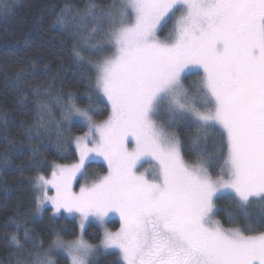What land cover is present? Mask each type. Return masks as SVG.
I'll return each mask as SVG.
<instances>
[{"label":"snow or ice","instance_id":"snow-or-ice-1","mask_svg":"<svg viewBox=\"0 0 264 264\" xmlns=\"http://www.w3.org/2000/svg\"><path fill=\"white\" fill-rule=\"evenodd\" d=\"M57 23L75 34L87 30L83 51L110 50L89 67L95 99L102 94L111 111L97 124L92 92L85 107L69 94L60 119L42 125L60 135L75 118L88 131L72 141L78 162L54 164L50 178L35 177L36 204L50 203L54 216L78 214L81 232L86 221L102 224L113 212L121 227L105 231L100 245L57 237L34 264H56L49 253L59 249L69 252L71 264H90L102 250H116L118 264H264V0H88L77 16L68 20L62 12ZM73 54L84 60L82 51ZM201 69L186 85L187 75ZM181 122L193 129V162L175 130ZM96 157L107 162V174L74 191L73 181L87 175ZM144 161L154 168L139 172ZM225 198L235 227L214 219L216 201ZM16 227L9 245L18 253L27 245L44 248L34 232L25 227L21 237ZM15 264L28 262L20 255Z\"/></svg>","mask_w":264,"mask_h":264},{"label":"trees","instance_id":"trees-1","mask_svg":"<svg viewBox=\"0 0 264 264\" xmlns=\"http://www.w3.org/2000/svg\"><path fill=\"white\" fill-rule=\"evenodd\" d=\"M96 2L107 4L110 0ZM87 3L88 0H0V5L7 6L0 9V264H15L20 255L31 264L52 240L60 237L70 241L80 234L76 216L63 210L54 216L52 207H37L33 180L38 175L50 176L54 164L77 159L72 141L88 130L87 124L82 121L76 123L74 118L73 124L64 123L60 135L54 128L50 132H44L42 128L50 120L60 119L69 94L73 103L85 107L88 105L85 94L92 92L94 102L90 113L94 120L108 117L111 111L100 94L95 99L96 93L91 88L94 70L89 67V62L94 63L96 54L83 51L80 39L87 35V30L81 29L79 34H75L57 23L62 12L71 20L84 10ZM172 27L173 20L158 34L160 38L166 39V33ZM74 49L82 51V62L74 57ZM21 73L23 78L17 81ZM201 76L200 72H192L187 75L185 84ZM158 120L165 122L166 115ZM38 126L39 136L36 135ZM175 130L180 136L185 159L193 162L195 157L189 151L193 129L181 122ZM213 138L218 140L219 136ZM34 148L39 149L36 155L33 154ZM222 163L221 160L217 164L213 175ZM107 171L106 164L91 162L87 174L90 172L97 176ZM82 178L80 175L74 183H80ZM216 203L219 209L216 218L221 224L227 228L237 226L226 218L227 199H218ZM17 224L21 226V237L26 227L35 233L38 241H44V248L27 245L21 254L10 246L9 238L17 232ZM108 225L114 229L120 221L112 219ZM102 238V227L90 222L85 239L97 243ZM54 257L56 264H69L68 257L62 253H54ZM89 261L90 264H118L120 256L114 250L107 253L99 251Z\"/></svg>","mask_w":264,"mask_h":264},{"label":"rangeland","instance_id":"rangeland-1","mask_svg":"<svg viewBox=\"0 0 264 264\" xmlns=\"http://www.w3.org/2000/svg\"><path fill=\"white\" fill-rule=\"evenodd\" d=\"M180 15V13L179 12H177V14H176V16L178 17ZM174 23H175V17L173 18V26H174ZM173 28V27H172ZM172 28H170L169 29V32L171 31V29ZM168 32V33H169ZM168 33H166V35H167V37H168ZM159 34V33H158ZM162 39V38H161ZM92 53V52H91ZM110 53V50H108V49H106V50H104L103 52H98V53H92V54H96L95 56H94V58H95V61L94 62H96L97 60H99L103 55H107V54H109ZM193 72H200L202 75H203V73H202V69L200 70V71H193ZM193 82V81H192ZM191 82V83H192ZM106 101H107V99H106V97H104L102 94H100ZM108 102V101H107ZM109 104V103H108ZM109 106H110V104H109ZM42 114V113H41ZM41 114H40V117H41ZM90 115H91V113H90ZM161 116H163V114L161 115ZM160 116V117H161ZM107 119V117L106 118H104V119H101V120H94L93 119V121L95 122V123H97V124H99V123H102L104 120H106ZM83 122V121H82ZM85 124H87V122H84ZM88 131V130H87ZM86 131V132H87ZM82 135H84V133L83 134H80V135H77V136H82ZM75 145V144H74ZM78 159H79V154H78V152H77V159L76 160H74V161H72V162H70V163H59L60 165H71V164H74V163H76V162H78ZM92 162H102V163H104V164H106L107 165V162L103 159V157H96L95 158V160H93ZM145 168H149V169H152V168H154V162H149V161H144L143 162V167H139L138 168V171L139 172H143L144 171V169ZM53 170V169H52ZM89 171H91V170H89ZM108 172V171H107ZM107 172L106 173H104V174H98L97 176H93V174H91L90 172H89V174H87L86 176H83V178L81 179V181H80V183H77V184H75L74 183V181H73V190L74 191H76V192H78L79 191V189H80V187H81V185H84V184H88V185H90L91 183H93L95 180H97V179H99L100 177H102V176H104V175H106L107 174ZM80 175L78 174V177H79ZM91 176V177H90ZM46 177H51V175L50 176H46ZM77 177V178H78ZM35 179V178H34ZM33 186H34V180H33ZM35 188V187H34ZM49 194L50 195H54L55 194V190L54 189H52L51 188V186H49ZM36 191V190H35ZM36 194L38 195V192L36 191ZM45 206H50V207H52L51 206V204L50 203H48V204H46ZM69 215H71L72 216V214H69ZM76 217H77V220H78V222H79V224H80V217H79V215L78 214H76L75 215ZM112 219H117V220H119L120 221V217H119V214L118 213H115V212H113V213H110L109 214V216L105 219V221L101 224L99 221H97V220H95V218H91L89 221H86L85 222V228H84V231L83 232H81V230H80V234H79V238H82L84 241H86L87 243H89V244H92V245H100V242H101V240L99 241V242H97V243H90V242H88L86 239H85V231H86V228H87V226H88V224L90 223V222H95V223H97V224H99L101 227H102V229H103V233L105 232V231H112V232H116V231H118L119 229H120V227H121V221H120V225L118 226V227H116V228H114V229H112L109 225H108V222L110 221V220H112ZM214 219H217L216 218V215L214 216ZM218 220V219H217ZM224 227V226H223ZM225 228H227V227H225ZM77 237V238H78ZM75 240V239H74ZM65 241V240H64ZM71 241V240H70ZM108 251H110V250H108ZM114 251H116V250H114ZM101 252H104L103 250L101 251ZM54 253H62V254H64V255H66L67 257H68V259H69V264H71V256H70V254H69V252L67 251V250H64V249H59V250H56V251H52V252H50L49 253V255H50V258L51 259H53L54 261H56L55 260V257H54ZM97 253V252H96ZM95 253V254H96ZM36 258H38V256H36L33 260H32V263L31 264H34V260L36 259ZM91 257H89V259H90Z\"/></svg>","mask_w":264,"mask_h":264}]
</instances>
